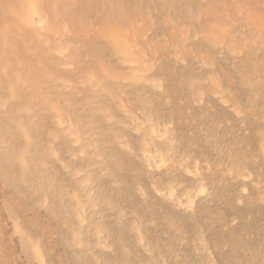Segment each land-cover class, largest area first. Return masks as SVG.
I'll return each mask as SVG.
<instances>
[{
  "label": "rangeland",
  "instance_id": "374dc122",
  "mask_svg": "<svg viewBox=\"0 0 264 264\" xmlns=\"http://www.w3.org/2000/svg\"><path fill=\"white\" fill-rule=\"evenodd\" d=\"M0 45V264H264V0H0Z\"/></svg>",
  "mask_w": 264,
  "mask_h": 264
},
{
  "label": "bare ground",
  "instance_id": "6f19581e",
  "mask_svg": "<svg viewBox=\"0 0 264 264\" xmlns=\"http://www.w3.org/2000/svg\"><path fill=\"white\" fill-rule=\"evenodd\" d=\"M110 10V9H109ZM111 14V13H110ZM115 16V15H114ZM113 18H115V17H113ZM116 20V19H115ZM92 21V20H91ZM81 23V22H80ZM89 25V24H88ZM2 37V36H1ZM5 38V37H4ZM84 41V40H83ZM88 42V41H87ZM0 47H2L1 45H0ZM32 71V70H31ZM28 72H29V70H28Z\"/></svg>",
  "mask_w": 264,
  "mask_h": 264
}]
</instances>
